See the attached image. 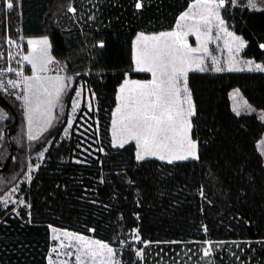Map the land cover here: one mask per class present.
I'll return each instance as SVG.
<instances>
[{"label":"trees","instance_id":"obj_1","mask_svg":"<svg viewBox=\"0 0 264 264\" xmlns=\"http://www.w3.org/2000/svg\"><path fill=\"white\" fill-rule=\"evenodd\" d=\"M192 1L141 0L136 9L137 0H20L19 11L15 0L10 24L0 0V52L8 28L16 35L21 21L24 36L49 35L55 57L77 75L70 96L80 81L97 97V108L84 105L69 135L54 127L30 145L18 138L16 123L0 120V197L22 179L28 155L35 159L47 147L32 180L20 181L25 202L0 200V264H49L51 225L120 246V264L165 263L209 241L216 264H264V122L237 115L230 96L240 88L264 110V72L189 74L199 159L137 160L134 143H112L119 86L128 73L149 77L134 70V38L173 29ZM227 18L247 42L244 55L264 62V7ZM3 97L15 116V101ZM89 115L91 129L82 128Z\"/></svg>","mask_w":264,"mask_h":264},{"label":"rangeland","instance_id":"obj_2","mask_svg":"<svg viewBox=\"0 0 264 264\" xmlns=\"http://www.w3.org/2000/svg\"><path fill=\"white\" fill-rule=\"evenodd\" d=\"M18 3V9L20 11V0H16ZM197 0H194L191 4V7L184 11L182 14L188 12L191 14H196L194 18H189L184 21H180V17L177 20L175 27L171 29L172 31H177L181 33H187L186 36H184V40L187 42L189 48L197 49L196 52H192L189 55L192 57L193 60H196L199 62L200 60L203 61L201 63V67L205 68V71H213L217 72L214 69L216 67H220L225 72L229 71V68L234 69H244L243 71H249L247 70L248 65L246 64V61H253L254 64H261L264 65V62L257 61L253 58L246 57L244 55V49L246 47V40L245 38L237 33L234 29L233 23H231L227 16L229 17V14L232 13H238L241 9L247 8V0H238V3L233 5L228 0H226V3L224 7L216 9V11L219 12V17L224 21V24L221 25L219 23V20L215 18V16L209 17V22L205 23L203 20L200 19L199 12L203 11V9H199L195 7ZM218 2V0H217ZM7 3V0H5V4ZM13 7L11 9L7 8L6 6V12H7V19L10 24L15 23L10 20V13L14 9L15 6V0H12ZM257 8L260 9L264 7V0H256ZM250 8V7H249ZM252 9V8H251ZM179 21V26H178ZM17 33L16 35H13L11 32V29L8 28L7 31V38H6V47L5 49H2L0 52V58L1 63L0 64V81L3 82L4 88L0 89V93L3 96H7L10 99L17 102H13L14 108H16V115L14 116L11 113V109L7 106L5 107L0 102V114H6V118L3 120H9L11 123H16L18 125V138H20L24 143H27L30 145V141H35L40 138H42L48 131L54 129H62L64 135H69L70 130L72 129L73 124L75 123V120L81 110V108L86 105L89 109L93 110L94 108H97V97L96 93H92L90 89H85L82 82L79 81V83L76 84V90L74 91L73 95L70 96V92L72 87L76 83V77L77 75H71L67 72L64 62L61 59H58L55 57L52 51V42L49 35H42V36H25L23 37L21 33L17 30H15ZM167 32V31H161ZM231 32L233 36H237L242 38V40L245 42V47L241 48L239 51H236L238 47V43L233 40V37H230L228 33ZM145 35L152 36L157 35L155 33H147V32H141ZM141 33H138L141 34ZM43 38H47L48 40V47H47V53L42 50L44 46L42 45H36L35 48H33L32 45L28 43L29 40H40ZM10 41H13L14 43H10ZM136 42V40H135ZM24 44V50L21 51L20 44ZM207 49V51H204V49ZM136 54V43L134 45L133 41V58ZM25 56H29L34 63L37 65V69L40 68L41 63L43 60H46L48 57H51V62L47 63L46 70L39 71L37 70L34 73V70L32 68V65L29 63V61L24 60ZM6 64V65H5ZM141 67H147V65H141ZM14 69V71H7V69ZM134 70L137 72H146L138 70L137 65L135 63L134 59ZM193 71H199L194 66L191 68V72ZM231 71H239V70H231ZM255 71V70H253ZM203 72V71H202ZM17 73H20L19 75ZM149 74V77H151V73L146 72ZM34 75H38L41 77V80L37 82L36 80L32 81L33 84V91L35 92L36 85L42 84L45 87H49L51 89V85L55 84L56 86H59L60 84H63L64 91L61 93L60 97L55 100L53 106L51 107L50 114L49 115H43L45 111V106L41 105L40 109L38 111H35L33 114V123L31 126H29L28 123V106L25 104L23 97L26 95H29L28 92L25 91L27 85L24 83L25 77H32ZM129 73L127 74V76ZM56 77H61L62 80H56ZM70 78V79H69ZM148 78H142V79H148ZM140 78H133L129 75V77H126V79L123 81L122 84L127 80L129 82L136 81L140 82L138 80ZM141 79V80H142ZM182 80V79H181ZM8 81H15L18 83L17 87H13L12 85L8 84ZM121 84V85H122ZM142 84V83H141ZM117 96L119 95V89ZM136 85L129 83L128 88L134 89ZM6 89V91H5ZM239 90V94L234 96L233 93ZM77 92L80 93L79 96H77ZM21 97L20 99H17V97ZM231 101H232V107L239 108L240 114H256L263 122L264 119V110L261 108L256 107L254 104H252L243 94L240 88H234L231 93ZM193 97V94H192ZM30 99L33 101V108L35 109L37 100L35 97L30 96ZM40 101L48 99L42 91L39 96ZM194 99V97L192 98ZM118 100V99H117ZM12 102V101H11ZM245 102H247L245 104ZM120 104V101H119ZM195 106V114H196V105L194 101ZM186 108V104L184 106ZM75 108V111L73 110ZM116 109L113 110L112 113V122H111V136H112V143L120 147L119 144L114 143V126H113V120L117 121L116 129L115 131L118 133V136L121 140L127 139V132L123 131V124L121 123V117L120 114H116ZM235 112V111H234ZM115 114V115H114ZM195 116V115H194ZM192 116V126H193V118ZM88 119L85 117L84 124L81 125L82 128L91 129L88 126H92L93 118L89 115ZM15 119V120H14ZM14 120V121H13ZM45 120H48V123H45ZM192 130L191 128L190 135L192 136ZM29 135L35 136L36 139H29ZM193 140H195L193 138ZM261 141H264V133L260 140L258 141V147L260 152L262 153L264 157V145L261 144ZM129 143H134L136 147V153L138 151L137 144L135 140H128L127 143H125L123 146ZM169 147L174 152H180L181 146L179 143H174L169 145ZM47 147H45L43 150H41L37 155H35V159L33 156L28 155L27 157V169L26 173L23 175L22 179L27 180V183H29L33 176L35 171L37 170L38 166L43 162L45 158V152ZM198 152V147H197ZM41 153L43 155L41 156ZM167 155V151L164 153ZM145 158H158V156H145ZM170 158V157H169ZM192 159V158H190ZM168 161V160H164ZM174 162V161H173ZM18 182V184H15L11 186L7 191L4 192V194L0 197V200L5 204V206H9L14 203L21 204V201L23 203L25 202L24 198L25 195H23V183ZM51 239H52V246L50 248V251L48 253V263L49 260L52 261V264H78L75 257L76 255H79L77 252V248L80 246V242L76 240H72L69 237H66L63 235L65 231L74 233L77 235H81L84 237H87L89 240H97L102 243L108 244L110 247H112L115 251V256L112 258V260L118 261L119 264L121 263V251L120 246H117L113 243H110L108 241H105L103 239L94 237L92 235H87L72 229L63 228L51 225ZM136 235L138 233H135ZM54 237H58L54 239ZM140 239V237H139ZM135 239V240H139ZM55 248L56 251L53 252L52 249ZM208 251V255L205 256L204 252ZM71 252L72 255H67V253ZM141 254L143 251H140ZM170 259H172V262H170ZM112 260L109 259L107 256V253L105 252L103 256H98L95 260L92 259H86L85 264H112ZM165 263L161 264H216L214 262V245L210 241L206 243V245L203 248H199V246L191 245L187 246L183 249L181 254L177 252L176 254L170 255V257L165 259Z\"/></svg>","mask_w":264,"mask_h":264},{"label":"snow or ice","instance_id":"obj_3","mask_svg":"<svg viewBox=\"0 0 264 264\" xmlns=\"http://www.w3.org/2000/svg\"><path fill=\"white\" fill-rule=\"evenodd\" d=\"M231 4L235 5L238 0H228ZM226 0H197L195 7L203 9L199 12L200 19L205 23L209 22L210 16H215L221 25L224 21L220 19L219 12L216 9L224 7ZM7 8L13 7L12 0H7ZM247 6L256 9V0H247ZM136 9H141L143 4L141 0H137L135 4ZM74 11V9H71ZM196 14L186 12L181 15L180 21L194 18ZM179 26V21H178ZM187 33H181L177 31L162 32L158 35L148 36L143 33L139 34L136 38V54L135 63L138 70L148 71L152 73L153 79L151 81L141 84L136 81H125L119 89V95L117 99L120 104L117 106L116 114H120L121 123L123 124V131L127 132V139L121 140L118 133L115 131L117 121L113 120L114 126V143L123 147L128 140H135L138 151L136 153L137 160H143L145 156H158L160 160H168L169 163L173 161H182L189 158L199 159L197 152V141L193 140L190 132L192 128L190 117L195 115V106L192 102L191 92L187 87V74L191 67L197 68L199 71H205V68L201 67L202 60L197 62L193 60L189 55L192 52H196L197 49L189 48L187 42L184 40V36ZM230 37H233L238 43L236 51L245 47V42L242 38L233 36L231 32L228 33ZM10 43H14L10 41ZM28 43L35 48L36 45H42V49L45 54L47 53L48 40L43 38L40 40H29ZM103 47V44L100 45ZM264 48V44L260 45ZM204 51H207L205 48ZM51 57L43 60L39 69H37L36 63L32 61L29 56H25L24 60L29 61L32 65L34 73L46 70L47 63L51 62ZM249 71H262L264 72V65L254 64L253 61H246ZM141 65H147V67H141ZM217 72L223 71L222 68L216 67L214 69ZM231 70L243 71L244 69ZM11 72L14 69H7ZM18 75L20 73H17ZM183 77V100H181V88L178 87L179 78ZM56 80H62L61 77H56ZM70 79V78H69ZM39 82L41 77L34 75L32 77H25L24 83L27 85L25 91L29 93L23 97L25 104L28 106V123L29 126L33 123V114L38 111L41 105L45 106L43 115H49L51 107L56 99H58L61 93L64 91L63 84L56 86L55 84L49 87H45L42 84L36 85V91H33L32 81ZM8 84L13 87H17L18 83L15 81H8ZM132 83L136 85L134 89H129L128 85ZM4 88V84L0 81V89ZM6 91V89H5ZM42 93L48 97V99L40 101L39 96ZM239 94V90H236L233 95ZM80 93L77 92V96ZM30 96L35 97L37 104L35 109L33 108V101ZM21 97H17L20 99ZM247 102H245L246 104ZM186 104L187 107L182 105ZM75 111V108L73 109ZM237 115L240 114L239 108H234ZM115 115V114H114ZM6 118V114H0V120ZM264 119V117H262ZM45 120V123H48ZM29 139H36L35 136L29 135ZM179 143L181 146L180 152H174L169 145ZM264 145V141H261ZM167 151V155H165ZM43 153H41V156ZM170 157V158H169ZM23 203V201H21ZM136 231V230H133ZM64 236L69 237L72 240L80 242V246L77 248L79 255H76L75 259L78 264H85L86 259L95 260L98 256H103L107 253L110 260L115 256V251L108 244L102 243L97 240H89L87 237L77 235L65 231ZM58 237H54L56 239ZM134 239H139L138 234L134 236ZM56 251L55 248L52 249ZM67 255H72L71 252ZM137 256L141 255V252L136 253ZM204 255H208V251L204 252ZM49 264L52 261L49 260ZM112 264H119L118 261L112 260Z\"/></svg>","mask_w":264,"mask_h":264},{"label":"crops","instance_id":"obj_4","mask_svg":"<svg viewBox=\"0 0 264 264\" xmlns=\"http://www.w3.org/2000/svg\"><path fill=\"white\" fill-rule=\"evenodd\" d=\"M193 2V1H192ZM191 5L192 4H190V6L188 7V9L191 7ZM187 10V9H186ZM185 10V11H186ZM183 13V12H182ZM181 13V14H182ZM180 14V15H181ZM180 17V16H179ZM179 17H178V19H179ZM167 32H171V30H168ZM160 33V32H159ZM159 33H155V34H159ZM137 36L138 35H136V37L134 38V45H135V40H136V38H137ZM192 68V67H191ZM191 68L188 70V74H187V87H188V89H189V91L191 92V96H192V90H191V88H190V86H189V74L191 73ZM137 71V70H136ZM146 72H148V71H146ZM149 73H151V72H149ZM127 77H129V75L127 76ZM153 79V76H152V73H151V77L150 78H148V79H138V80H140V83H145V82H148V81H151ZM182 79V80H181ZM183 77H180L179 78V81H178V87H180L181 88V100H183ZM121 86V85H120ZM118 97V96H117ZM193 98V97H192ZM192 102H193V104H194V99H192ZM119 105V100H117V105H116V107ZM183 107L185 106V104L184 105H182ZM186 107H187V105H186ZM115 109V108H114ZM190 120H191V124H192V117H190ZM193 127V126H192ZM193 139V138H192ZM195 141H197V140H195ZM197 145H198V142H197ZM198 156H199V146H198ZM190 159V158H189Z\"/></svg>","mask_w":264,"mask_h":264},{"label":"built area","instance_id":"obj_5","mask_svg":"<svg viewBox=\"0 0 264 264\" xmlns=\"http://www.w3.org/2000/svg\"><path fill=\"white\" fill-rule=\"evenodd\" d=\"M20 22H21V21L18 22L19 24L17 25V30L21 33V35H22L23 37H25V36H24V33H23V32H24V30H23V26L21 25ZM20 47H21V48H20L21 51L24 50V44H23V43L20 44Z\"/></svg>","mask_w":264,"mask_h":264},{"label":"water","instance_id":"obj_6","mask_svg":"<svg viewBox=\"0 0 264 264\" xmlns=\"http://www.w3.org/2000/svg\"><path fill=\"white\" fill-rule=\"evenodd\" d=\"M0 98H3V99H5L1 94H0ZM9 158H11V155H10V157ZM8 163V162H7ZM7 165V164H6ZM6 165H5V167H6Z\"/></svg>","mask_w":264,"mask_h":264}]
</instances>
